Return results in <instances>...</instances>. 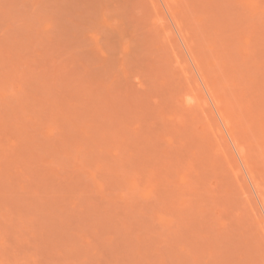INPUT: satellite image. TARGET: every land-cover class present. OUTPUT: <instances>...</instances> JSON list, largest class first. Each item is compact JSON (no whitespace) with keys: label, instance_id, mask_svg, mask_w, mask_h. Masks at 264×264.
Masks as SVG:
<instances>
[{"label":"rangeland","instance_id":"1","mask_svg":"<svg viewBox=\"0 0 264 264\" xmlns=\"http://www.w3.org/2000/svg\"><path fill=\"white\" fill-rule=\"evenodd\" d=\"M0 264H264V0H0Z\"/></svg>","mask_w":264,"mask_h":264}]
</instances>
